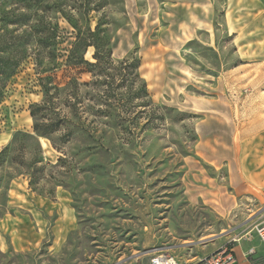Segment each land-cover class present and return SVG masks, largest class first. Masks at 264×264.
Returning a JSON list of instances; mask_svg holds the SVG:
<instances>
[{
    "label": "rangeland",
    "instance_id": "obj_1",
    "mask_svg": "<svg viewBox=\"0 0 264 264\" xmlns=\"http://www.w3.org/2000/svg\"><path fill=\"white\" fill-rule=\"evenodd\" d=\"M97 22L110 31L113 60H139L146 97L127 105L138 80L113 74L93 84L65 66L73 26ZM49 85L58 88L53 110L39 115L64 123L38 138L39 150L22 136L34 134L30 113ZM142 103L193 118L172 124L178 115L166 112L164 125L143 132ZM0 138V151L10 147L0 162V264L210 252L199 243L240 224L189 194L203 185L229 195L230 174H264V0H0Z\"/></svg>",
    "mask_w": 264,
    "mask_h": 264
},
{
    "label": "trees",
    "instance_id": "obj_2",
    "mask_svg": "<svg viewBox=\"0 0 264 264\" xmlns=\"http://www.w3.org/2000/svg\"><path fill=\"white\" fill-rule=\"evenodd\" d=\"M59 13H61L63 17H66V14L62 10H59ZM73 29L75 30V40L72 43V46L66 56L65 66L73 69H84L87 73L91 74L94 80L93 84L99 83L98 80L102 77L107 78L109 76H113V74L122 76V78H128L129 76H131L134 81L138 80L141 84L138 91H133L132 88L129 87V90L124 97L127 105L132 103L134 99H141L142 97L147 96L145 82L139 77L138 74V70L140 67L139 60L131 56L125 57L120 61L113 60L110 49L111 36L110 31L107 28L103 27L102 24L97 22L93 29L88 27L82 30L76 28V26H73ZM89 49L93 50L92 62H89L85 59V55ZM46 79L47 81L52 80L50 77ZM72 81L77 86L81 85L78 84L75 79ZM83 86H86V84H83ZM57 91V86H43L44 100L41 105H36L30 113L31 117L34 120V134L22 136L25 139L32 140L39 150L40 146L38 138L50 137L52 134L57 132L61 125L64 123L63 119H45V115H39V113L41 112L47 114L53 110L55 99L54 95ZM140 107H142V110H140L139 112L140 119H143L144 121L142 125L143 132L156 130L159 129L161 125H164L162 123L167 119L166 112L177 113L178 117H176L174 121H170V123L172 124L183 123L185 122V120L193 118L192 116H189L187 114L177 112L172 108L152 107L146 103H142ZM135 118V120H137V117ZM68 135L69 134H67V136ZM9 151L10 147H5L0 151V162H2V159L6 157ZM29 176H32V174H29ZM35 183L36 181L31 179L29 185L32 186Z\"/></svg>",
    "mask_w": 264,
    "mask_h": 264
},
{
    "label": "crops",
    "instance_id": "obj_3",
    "mask_svg": "<svg viewBox=\"0 0 264 264\" xmlns=\"http://www.w3.org/2000/svg\"><path fill=\"white\" fill-rule=\"evenodd\" d=\"M6 141V138H0V146L4 145ZM196 160L193 157H186L185 163L187 170L194 172V180L199 181L202 179V175L199 172V163ZM228 179L231 185V193L229 195H224V192L220 188L209 189L203 185H197L193 192L189 194V201H202L217 216L223 219L235 215L237 217L236 222L240 224L236 227L238 228L236 231H242L243 233L234 242L230 241L236 231H227L225 234L208 238L199 244L211 245L213 248L210 252L199 255L198 252L196 254L192 250L194 254L189 255L190 259L185 261L179 260L180 262H198L200 259L211 255L218 249L227 246L232 250L235 260L234 264H264V248L256 235L251 232L253 228L264 221V174L258 173L255 175L249 172L240 174L233 173L229 175ZM243 201H251L252 203L248 205L244 204ZM244 206H247V213L240 210ZM259 208L262 209L260 213ZM237 209L239 211L235 214ZM250 249H253L254 253L248 256L247 253ZM149 254L148 260H144L140 264H149Z\"/></svg>",
    "mask_w": 264,
    "mask_h": 264
},
{
    "label": "built area",
    "instance_id": "obj_4",
    "mask_svg": "<svg viewBox=\"0 0 264 264\" xmlns=\"http://www.w3.org/2000/svg\"><path fill=\"white\" fill-rule=\"evenodd\" d=\"M254 234L264 248V221L255 228ZM253 253V249H250L247 255L250 256ZM234 262L232 250L227 246L218 249L195 263L180 262L166 251L158 249L152 250L149 254V264H234Z\"/></svg>",
    "mask_w": 264,
    "mask_h": 264
},
{
    "label": "bare ground",
    "instance_id": "obj_5",
    "mask_svg": "<svg viewBox=\"0 0 264 264\" xmlns=\"http://www.w3.org/2000/svg\"><path fill=\"white\" fill-rule=\"evenodd\" d=\"M40 141H42V146H45V143L43 142V139L42 140H40ZM45 148V147H44Z\"/></svg>",
    "mask_w": 264,
    "mask_h": 264
}]
</instances>
